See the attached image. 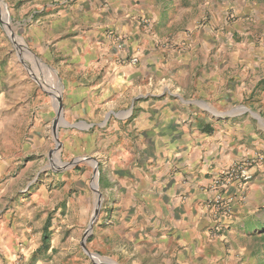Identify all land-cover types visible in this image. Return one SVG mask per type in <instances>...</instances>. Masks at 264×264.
Segmentation results:
<instances>
[{
    "label": "crops",
    "instance_id": "0c3cea01",
    "mask_svg": "<svg viewBox=\"0 0 264 264\" xmlns=\"http://www.w3.org/2000/svg\"><path fill=\"white\" fill-rule=\"evenodd\" d=\"M230 1L218 14L223 31H214L211 17L188 32L182 10L170 0L14 2L21 9H39L28 35L36 54L60 74L65 119L58 126L60 156L67 164L79 157L84 162L78 165L79 179L49 171L48 182L29 195V206L0 216V264L55 262L54 242L37 252L44 223L49 217V231L66 230L67 238H74L92 210L95 189L87 178L94 163L104 204L93 244L104 258L122 264H201L202 249L209 264L215 224L231 237L238 227L264 223L246 218L264 205V36L248 39L247 16H260L236 6L241 18L232 22ZM115 35L123 39L122 51L115 47ZM132 56L136 64L128 62ZM18 85L27 94L25 106L34 89L23 78ZM5 92L0 91V101ZM36 99L43 100L40 91ZM38 112L39 118L51 115L40 105ZM255 153L263 160L251 169L244 199L230 183L224 195L232 199L231 211L215 218L206 205L213 179ZM41 154L37 151L33 162H43ZM12 163L0 151V171ZM5 185L0 183L1 201L23 200L20 191L12 193ZM59 185L66 202L77 191L83 196L80 205L67 202L77 221L57 231L49 212ZM241 219L246 224L237 225Z\"/></svg>",
    "mask_w": 264,
    "mask_h": 264
},
{
    "label": "rangeland",
    "instance_id": "374dc122",
    "mask_svg": "<svg viewBox=\"0 0 264 264\" xmlns=\"http://www.w3.org/2000/svg\"><path fill=\"white\" fill-rule=\"evenodd\" d=\"M12 1L8 3L6 0H0V91L6 90L5 93L7 94L6 99L0 101V121L4 124V127H0V151L4 153L8 162L13 160V163L8 164L5 171H0V183L6 181L7 185L5 187L8 186L12 193L20 191L18 193L23 196V200L21 201L20 198L16 201L0 200V209H3L0 216L6 210L10 212L13 208H26L29 206L31 204L28 201L29 195L39 188L42 183L46 184L48 182L47 173L49 171L50 173L55 171L62 178L76 177V179H79L81 173H78V170L83 167V165H79V162H84V158L79 157L74 158L71 163L67 164L60 156L63 140L58 134V126L65 124L62 112L60 116H57L56 112L57 98L59 97L62 103L63 97L60 74L36 54L39 49L34 48L33 41L28 35L29 25L39 15V9H21L18 6L20 5L19 2L14 4L16 0ZM170 2H176L178 12L180 9L183 12L184 32L192 31V27L198 29L205 26L211 17L214 18L212 20L214 31H223L220 23L221 18L218 14H220L223 7L222 3L227 4L226 0H170ZM236 6L237 9L247 6V11L260 16L255 20L252 16L246 15L248 22L251 24L248 29V39L254 40L257 38L259 40L263 38L264 0H231L230 9L227 10L232 14L230 16L232 22L241 18L236 13ZM214 8L215 12H213ZM19 40L24 44L26 51L18 46L17 42ZM236 41H239V39H236ZM22 78L24 82L32 84L31 86L34 89L33 93L29 95V104L25 106L23 105V99L27 97V94L23 95L20 90L21 86L18 85ZM57 88L60 90L59 92H57ZM39 91L43 100L37 102L36 92ZM38 104L51 112L50 117L39 118ZM54 124L55 126L57 124V127L54 128ZM37 128L39 130H36ZM37 151L42 153L40 157L44 158L43 162H33ZM47 159H50V162ZM54 159L56 164L53 163ZM95 166L96 163H94L91 178H87L90 180L91 187H94V182L96 183L92 210L85 222L81 224L80 229L72 234L74 236L72 239H68L69 232L61 228H63V224L69 221H72V223L77 221V217H71L67 212V202L68 204L80 205V197L83 196V191L80 194L77 191L74 199L66 202L63 199V195H66V193L61 188L62 185L56 188L55 207L53 210L50 209L49 215L51 214V225L54 224L57 231H63H59L54 235L53 229L48 230L51 243L54 242L56 245V259L53 264H81V262H85L83 260H86V264H122L119 260L98 255V249L93 244L95 241L94 226L99 218L101 208L96 221L86 235L84 247L81 245L85 230L89 226L98 203L99 192L96 190L98 189V173L96 172L98 168ZM11 180L14 181L11 183ZM103 204L101 195V207ZM261 210L263 211L261 212ZM10 214L13 217V213ZM38 215L41 217V213ZM39 216L36 217L39 218ZM247 217L264 220V205L249 211ZM241 220L242 222L237 221V225L246 224V219ZM261 223L254 221L242 231H239L242 227H238L231 234V237H227L226 232H216L211 229L209 235L212 239L207 252L209 264H264V227H262L264 224ZM200 252L203 258L199 261L201 264H205L207 259H204L202 249Z\"/></svg>",
    "mask_w": 264,
    "mask_h": 264
},
{
    "label": "built area",
    "instance_id": "2783aa9c",
    "mask_svg": "<svg viewBox=\"0 0 264 264\" xmlns=\"http://www.w3.org/2000/svg\"><path fill=\"white\" fill-rule=\"evenodd\" d=\"M142 22L147 23V20L143 19ZM122 40L121 37L114 36V43L117 50L122 51L124 49ZM128 62L130 64H136L137 57H130ZM262 160L263 156L257 153L246 155L242 160L234 162L229 167L220 171L218 176L213 179L209 188L211 192L206 201V205L211 208L215 218L228 215L231 211L232 199L224 195L226 187L234 182L238 188L239 198L244 199L247 184L253 177L251 169L259 165ZM213 229L216 232L222 231L221 225L219 224H215Z\"/></svg>",
    "mask_w": 264,
    "mask_h": 264
},
{
    "label": "water",
    "instance_id": "95a60500",
    "mask_svg": "<svg viewBox=\"0 0 264 264\" xmlns=\"http://www.w3.org/2000/svg\"><path fill=\"white\" fill-rule=\"evenodd\" d=\"M57 100H58V103H57V107H56V112H57V116H60V114L62 112V106H61V102L59 100V97L57 98ZM55 127H57V124H56V126L54 124V128ZM95 167L97 168V164H96ZM96 172H97V169H96ZM100 208H101V194L99 193L98 203H97V206H96V208L94 210L93 217H92V219H91V221L89 223L88 228L85 230V234H84V238H83L84 240H83V242L81 244L83 247H84V241H85L86 235L91 230L92 224L96 221V219L98 217V214H99Z\"/></svg>",
    "mask_w": 264,
    "mask_h": 264
},
{
    "label": "trees",
    "instance_id": "16d2710c",
    "mask_svg": "<svg viewBox=\"0 0 264 264\" xmlns=\"http://www.w3.org/2000/svg\"><path fill=\"white\" fill-rule=\"evenodd\" d=\"M49 226H50V218L47 217L44 223V226H43L42 237H41V247L37 250V252H39L40 254H42L44 251L47 250L49 242H50V237L48 233ZM262 227H264V225H262Z\"/></svg>",
    "mask_w": 264,
    "mask_h": 264
},
{
    "label": "bare ground",
    "instance_id": "6f19581e",
    "mask_svg": "<svg viewBox=\"0 0 264 264\" xmlns=\"http://www.w3.org/2000/svg\"><path fill=\"white\" fill-rule=\"evenodd\" d=\"M17 43L19 44L18 46H20V48L24 49L25 51L27 50L25 48L24 44L20 40ZM59 91L60 90H58V88H57V92H59ZM58 95H59V93H58ZM93 184H94V187L96 188V183L94 182Z\"/></svg>",
    "mask_w": 264,
    "mask_h": 264
}]
</instances>
